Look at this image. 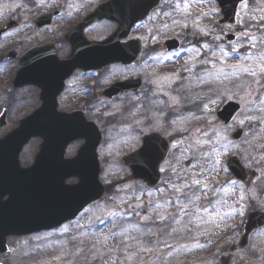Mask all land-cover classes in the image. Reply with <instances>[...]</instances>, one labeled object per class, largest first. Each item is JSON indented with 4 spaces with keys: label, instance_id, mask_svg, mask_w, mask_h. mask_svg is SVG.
Here are the masks:
<instances>
[{
    "label": "rangeland",
    "instance_id": "obj_1",
    "mask_svg": "<svg viewBox=\"0 0 264 264\" xmlns=\"http://www.w3.org/2000/svg\"><path fill=\"white\" fill-rule=\"evenodd\" d=\"M220 18L214 0H165L145 21L142 98L97 101L90 118L102 135L104 196L74 222L26 241L16 264H264V228L247 248H237L247 215L264 213V77L245 71L259 73L264 56V0H246L234 26L218 25ZM227 34L235 40L226 42ZM172 38L180 49L166 53L163 42ZM3 91L0 85V104ZM18 102L7 116L11 128L33 101ZM228 102L241 111L224 126L215 113ZM237 129L244 131L238 142L230 139ZM152 133L171 152L160 185L148 190L130 180L122 159ZM81 144L68 147L65 157ZM38 149V141L24 148L23 168ZM232 157L258 173L249 189L228 173Z\"/></svg>",
    "mask_w": 264,
    "mask_h": 264
},
{
    "label": "water",
    "instance_id": "obj_2",
    "mask_svg": "<svg viewBox=\"0 0 264 264\" xmlns=\"http://www.w3.org/2000/svg\"><path fill=\"white\" fill-rule=\"evenodd\" d=\"M222 19L220 25H233L238 6L245 0H215ZM115 2V3H114ZM105 8H99L94 14L96 19H109L119 23L116 34L104 43L89 44L83 41L80 52L83 60H93L91 67L83 69H100L108 64L123 62L132 63L141 52L137 42L125 48H119L116 41L125 36L133 25L144 20L152 10L161 5V0H115ZM227 41L234 37L226 36ZM166 51L177 50L176 41L164 44ZM134 83L118 84L105 91L108 97L116 96L135 89ZM134 88V89H133ZM41 108L32 116L19 123V126L0 140V187L17 188L19 205L15 207L18 215V232L25 235L32 232L50 230L62 223L74 219L87 205L98 201L104 194L99 182V165L96 149L101 137L97 128L84 120L81 115H57L52 109L50 99L46 96ZM240 111V105L226 103L217 112L216 117L225 126L229 125ZM0 116V124L4 123ZM243 132L237 130L230 139L239 141ZM32 138H40L42 144L34 163L22 169L18 157L22 148ZM76 140H83L84 145L77 155L64 160L66 147ZM170 144L158 135H147L142 139L141 148L123 159V164L131 174V180L140 181L148 188L156 187L160 180V166L170 152ZM227 168L231 175L240 182L247 183L256 177L254 172H247L237 158H230ZM76 178L78 183L67 186V179ZM264 227V214L248 215L243 233L238 244L244 248L250 234ZM3 244L0 243V247Z\"/></svg>",
    "mask_w": 264,
    "mask_h": 264
},
{
    "label": "flooded vegetation",
    "instance_id": "obj_3",
    "mask_svg": "<svg viewBox=\"0 0 264 264\" xmlns=\"http://www.w3.org/2000/svg\"><path fill=\"white\" fill-rule=\"evenodd\" d=\"M86 1L0 0V81L5 80L6 86L4 90L5 86L0 83L1 91L4 90L0 115L6 116L0 130L8 129L0 139L18 125L11 128L7 121L13 110L11 106L15 107L18 101H33L24 117L34 115L43 105L42 97L46 96L55 114H78L96 124L90 118L97 101L108 104L118 99L142 98L147 69V61L143 59L148 33L145 21L116 41L121 48L132 41L140 42L143 53L136 61L83 69L95 64L93 60L82 59L83 38L87 42H103L118 27V22L109 20L84 23L97 8L113 0H89L85 4ZM127 82H135V89L111 97L104 94L112 86ZM33 141H38L40 147L41 139H32L29 143ZM18 192L17 188L0 187V243L3 244L0 264H16L22 258L24 243L34 237L33 233L13 234L18 232L14 208L19 205V197L13 196ZM27 253L32 255L33 248Z\"/></svg>",
    "mask_w": 264,
    "mask_h": 264
},
{
    "label": "snow or ice",
    "instance_id": "obj_4",
    "mask_svg": "<svg viewBox=\"0 0 264 264\" xmlns=\"http://www.w3.org/2000/svg\"><path fill=\"white\" fill-rule=\"evenodd\" d=\"M239 39V38H238ZM233 52H236L237 51V49H236V47L234 46L233 47ZM221 51H223V49H221ZM260 60H261V64L260 65H258L257 67H258V69H259V73H257L256 71H253V70H249V69H246L245 71H248V72H250V74L252 75V76H256V75H260V76H262V77H264V56H261L260 57ZM257 83H259V81H257ZM262 86H264V85H262ZM161 171H164V169H161ZM197 183H199L198 181H193V184H197ZM185 187H187V185H185ZM177 191L179 192V191H181L179 188L177 189ZM185 195H187L186 193H185ZM199 197H197V199H198ZM145 219H147V218H145Z\"/></svg>",
    "mask_w": 264,
    "mask_h": 264
}]
</instances>
